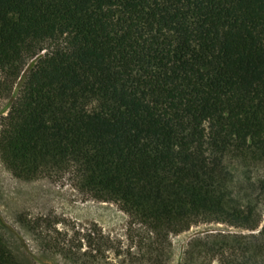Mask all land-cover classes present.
Returning <instances> with one entry per match:
<instances>
[{"label":"trees","instance_id":"obj_1","mask_svg":"<svg viewBox=\"0 0 264 264\" xmlns=\"http://www.w3.org/2000/svg\"><path fill=\"white\" fill-rule=\"evenodd\" d=\"M5 99L0 159L17 179L69 174L161 244L263 222L264 0H0ZM57 236L47 247L72 264L114 247L96 225L83 252ZM189 246L183 264H264V224ZM0 264L30 263L0 236Z\"/></svg>","mask_w":264,"mask_h":264},{"label":"rangeland","instance_id":"obj_2","mask_svg":"<svg viewBox=\"0 0 264 264\" xmlns=\"http://www.w3.org/2000/svg\"><path fill=\"white\" fill-rule=\"evenodd\" d=\"M36 61L30 60L27 67L32 68ZM9 104L10 99L0 102V129ZM263 224L264 217L258 230L248 231L223 223H200L169 235L161 244L147 229L131 223L115 203L94 200L81 191L71 175L23 181L15 178L0 159V236L18 258L30 264H72L51 253L47 241L63 239L57 232L67 233L65 238L81 245L83 252L87 249L83 236L94 225L113 242L104 264H183L189 245L216 234H258ZM117 250L120 256L115 255ZM202 256L195 257L193 264H219Z\"/></svg>","mask_w":264,"mask_h":264}]
</instances>
